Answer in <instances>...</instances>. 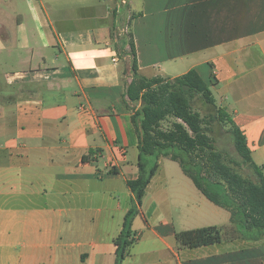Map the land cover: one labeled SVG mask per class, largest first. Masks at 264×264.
I'll use <instances>...</instances> for the list:
<instances>
[{
    "label": "crops",
    "instance_id": "crops-1",
    "mask_svg": "<svg viewBox=\"0 0 264 264\" xmlns=\"http://www.w3.org/2000/svg\"><path fill=\"white\" fill-rule=\"evenodd\" d=\"M117 5L0 0V264L116 263L115 239L135 200L127 181L139 175L140 137L125 96L133 57L117 36L127 22L139 73L196 69L264 171V0ZM158 171L121 264H264V238L181 245L177 232L233 227L231 212L193 180L159 182Z\"/></svg>",
    "mask_w": 264,
    "mask_h": 264
},
{
    "label": "trees",
    "instance_id": "trees-1",
    "mask_svg": "<svg viewBox=\"0 0 264 264\" xmlns=\"http://www.w3.org/2000/svg\"><path fill=\"white\" fill-rule=\"evenodd\" d=\"M117 1L116 12L119 6L128 8V0L126 3ZM123 36L128 38L133 57V79L125 96L134 104L132 120L140 137L139 175L127 181L135 200L115 239V264L122 263L136 240L133 223L140 213L139 206L147 187L160 168L162 155L178 162L209 200L231 212L233 227L229 237L224 227L210 225L177 232L176 239L181 245L194 248L219 243L224 238H264L263 168L255 162L246 135L218 104L212 83L203 79L196 69L175 78L141 75L131 31ZM169 118L175 120L164 128L163 122ZM227 125L242 162H228L224 152L216 147L213 133L217 127ZM243 166L249 170L246 175L238 170Z\"/></svg>",
    "mask_w": 264,
    "mask_h": 264
},
{
    "label": "rangeland",
    "instance_id": "rangeland-1",
    "mask_svg": "<svg viewBox=\"0 0 264 264\" xmlns=\"http://www.w3.org/2000/svg\"><path fill=\"white\" fill-rule=\"evenodd\" d=\"M119 34H117L118 36ZM0 82L3 83L4 85H7L6 84V78H4V76H0ZM215 97L218 98V94L217 93H214ZM133 108V107H132ZM204 110H205V107L203 106L202 108V113H204ZM175 119L174 118H169L168 120L164 121L163 122V127L164 128H168L171 126V123L174 121ZM229 125L225 126V127H217L216 131L213 133L214 137H215V143H216V147L218 150H221L224 152V154L226 155V159L227 161H238V162H242V157L238 154V152L236 151V148H235V145H234V142H233V136L229 130ZM160 168H159V171H158V176H157V181H161V180H168L169 182L171 180H175L177 182H180L178 181L177 179L178 178H183V179H186V181H189V183H191L194 187V184L192 182V179L190 177H188L182 170L180 164L168 157H166L165 155H162L160 157ZM241 173L243 174H248L249 173V170L247 167L243 166L242 168H239L238 169ZM183 185V182L181 185H174V188H177L178 189V186H182ZM196 189V188H194ZM197 191V190H195ZM180 192V191H179ZM197 193H200V192H197ZM201 195V194H199ZM211 205L213 206L214 204L212 202H210ZM173 216L175 218H177L178 216V212H174L173 211ZM140 218H138L137 220V224H136V227L133 229L134 230V233H136L137 231L139 232L141 226L143 225V221L142 220H139ZM220 226V225H218ZM228 232L226 234V237H229L230 235V232H231V227H229L228 229Z\"/></svg>",
    "mask_w": 264,
    "mask_h": 264
},
{
    "label": "built area",
    "instance_id": "built-area-1",
    "mask_svg": "<svg viewBox=\"0 0 264 264\" xmlns=\"http://www.w3.org/2000/svg\"><path fill=\"white\" fill-rule=\"evenodd\" d=\"M122 3H126V0H122ZM119 9H120V6H119ZM129 31H130L129 24H125L119 29L118 34L123 35L125 33H128Z\"/></svg>",
    "mask_w": 264,
    "mask_h": 264
}]
</instances>
